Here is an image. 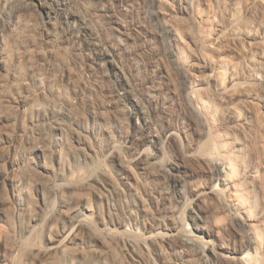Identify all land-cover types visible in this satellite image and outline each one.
<instances>
[{"label":"rangeland","instance_id":"1","mask_svg":"<svg viewBox=\"0 0 264 264\" xmlns=\"http://www.w3.org/2000/svg\"><path fill=\"white\" fill-rule=\"evenodd\" d=\"M79 215L47 264H264V0H0V264Z\"/></svg>","mask_w":264,"mask_h":264},{"label":"bare ground","instance_id":"2","mask_svg":"<svg viewBox=\"0 0 264 264\" xmlns=\"http://www.w3.org/2000/svg\"><path fill=\"white\" fill-rule=\"evenodd\" d=\"M35 152H37L39 154V150H36ZM140 159H142V158H140ZM138 161H140V160H138ZM220 180H221V182H225V180H223V178ZM31 208H33V207H31ZM30 211H32V209ZM29 215H31V217H30L31 219L29 218V220L31 221L30 223L33 224L36 221V217L35 216L32 217L33 214H30V213L28 214V216ZM57 216H58L57 214L54 215L55 218H57ZM89 227L90 226H88L86 224L85 219L83 217H81L80 215L77 217L71 218L70 222H69V226L64 229L62 239H59V241L57 240L58 242H52L51 245L45 251H42V252L39 251V253L37 252V255H36L37 256V264H47L52 259H54L57 254L59 255L60 253H64L67 250L71 249V247H73L75 245L76 240L78 239L80 234L87 231V229H88V231L90 230ZM2 234H3L2 230L0 229V239L2 237ZM75 251H77V250H75Z\"/></svg>","mask_w":264,"mask_h":264}]
</instances>
